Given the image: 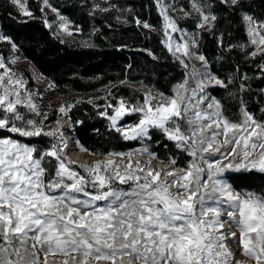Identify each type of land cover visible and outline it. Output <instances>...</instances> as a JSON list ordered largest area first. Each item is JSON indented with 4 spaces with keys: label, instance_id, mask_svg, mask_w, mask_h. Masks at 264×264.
Masks as SVG:
<instances>
[{
    "label": "snow or ice",
    "instance_id": "6c2138e0",
    "mask_svg": "<svg viewBox=\"0 0 264 264\" xmlns=\"http://www.w3.org/2000/svg\"><path fill=\"white\" fill-rule=\"evenodd\" d=\"M11 2L23 15L32 16L26 0ZM43 2L56 13L58 30L71 36L70 21L48 0ZM190 2L198 14L197 28L211 31L217 21L211 5L202 0ZM221 3L243 6L242 0ZM157 4L165 20V46L184 68L185 78L173 85L171 96L149 90L138 106L121 97L117 104L104 106L99 115L125 140L150 138V129L161 131L193 158L187 170L155 169L150 161L137 160L133 165L130 153L110 152L109 156L121 160L79 165L88 176L76 171L75 162L65 154L64 126L45 131L47 114L34 102L27 82L16 78L0 56V69H4L0 74V131L56 140L41 150L12 135L0 136V264H247L236 258L230 243L238 244L239 254L252 264H264V193L237 191L229 180L240 177L226 176L229 172L264 175V121H257L248 111L242 95L238 98L248 90L249 77H239L237 91H230L236 77L223 80L211 73L195 36H181L173 43L169 30H182L168 15L170 6L161 0ZM114 7L93 5L101 12ZM242 19L248 43L233 47H240L246 57L259 56L264 61V21L247 13ZM44 23L51 27L47 19ZM136 23L151 27L147 22ZM0 41L17 49L6 35H0ZM193 59L201 62L200 68L190 66ZM258 67L264 72V63ZM215 86L239 104L238 122L225 115L221 100L207 91ZM73 106L61 105L58 111L67 115ZM260 111L264 113V107ZM132 112L141 114L139 122L118 126ZM81 150L87 151L82 146ZM140 151L156 156L147 147ZM124 157L127 163L122 162Z\"/></svg>",
    "mask_w": 264,
    "mask_h": 264
},
{
    "label": "trees",
    "instance_id": "16d2710c",
    "mask_svg": "<svg viewBox=\"0 0 264 264\" xmlns=\"http://www.w3.org/2000/svg\"><path fill=\"white\" fill-rule=\"evenodd\" d=\"M41 1L27 0L32 12L28 17L10 0H0V28L17 45L18 54L32 62L53 85L52 92L61 96L63 105H74L67 116L80 147L99 156L112 151H134L139 143L123 139L99 112L121 97L132 103L142 100L140 88L134 86L136 82L170 95L173 85L183 79L184 68L165 46V22L157 0H51V5L78 29L71 36H60L44 23L52 10ZM165 2L161 0L162 4ZM94 4L115 7L101 12L93 9ZM209 4L217 16L211 31L198 29L195 20L183 14L180 6L188 8L187 0H168V15L179 26L197 32L198 51L214 74L223 80L229 75L236 77L234 92L239 77H249L245 82L248 90L238 96H243L249 111L257 112L263 101L264 72L258 67L262 62L259 56L246 57L240 47L233 46L248 40L242 19L245 13L264 21V0H242V7L228 6L221 0H209ZM137 20L151 27L144 28ZM210 90L221 103L230 102L225 89L215 86ZM60 115L55 103L48 109L45 122L55 121ZM149 137L158 157L172 158L170 154L176 151L173 142L157 136L154 130ZM25 139L48 147L43 144L45 136ZM162 151L165 153L160 154ZM237 175L240 178L230 182L238 189L264 186V175L258 172L231 173L227 177Z\"/></svg>",
    "mask_w": 264,
    "mask_h": 264
},
{
    "label": "rangeland",
    "instance_id": "374dc122",
    "mask_svg": "<svg viewBox=\"0 0 264 264\" xmlns=\"http://www.w3.org/2000/svg\"><path fill=\"white\" fill-rule=\"evenodd\" d=\"M11 1V0H10ZM165 1H167V3H168V0H165ZM202 2H204V3H206V4H209V0H202ZM41 3L44 5V2H43V0L41 1ZM48 3L51 5V3H52V1L51 0H48ZM167 3L165 2V4L167 5ZM164 4V5H165ZM187 4H188V8H185V7H183V5H181L180 6V10L181 9H183L182 11H183V14L185 13V12H189V13H191V17L195 20V24H196V26H197V23H198V14L197 13H195L194 11H193V9H192V7H191V2H190V0H187ZM210 5V4H209ZM26 6H27V8H28V10L30 11V9H29V5H28V2H27V0H26ZM52 7H54L53 5H51ZM58 10V9H57ZM21 12V11H20ZM31 12V11H30ZM58 12L60 13V11L58 10ZM61 14V13H60ZM61 15H63V14H61ZM64 16V15H63ZM64 17H66V16H64ZM164 18V17H163ZM47 20H48V22H49V24H51V28L58 34V35H60V36H67V34H65V33H63L62 31H59L58 30V26H59V21H58V19H57V16H56V13H54V12H52L50 15H48V18H46ZM164 22H165V20H164ZM177 26H178V28L179 29H181L182 30V32H175V33H172V32H170V30H169V35H171L172 36V38H173V43H176V42H179L180 41V38H181V36H184V39H189L190 37H192V36H195V38L197 39V32L195 31V30H193V29H187V28H185V27H181V26H179L178 24H177ZM246 26V25H245ZM69 29H70V31H72V33H74V32H78V30L71 24V23H69ZM0 35H6L5 34V32L0 28ZM7 36V35H6ZM248 38V37H247ZM249 39V38H248ZM166 40H167V37H166ZM248 43V40L246 41V42H244V44H247ZM243 44V45H244ZM247 50H250V51H252V47L251 46H249L248 47V49ZM249 51V52H250ZM172 54V53H171ZM173 55V54H172ZM0 56H3L4 57V59H5V63L7 64V66H8V68H10L11 70H12V72L13 73H16L17 74V77L16 78H20V77H22L23 78V80L24 81H26L27 83H26V88H27V90L28 91H30V92H32L33 93V98H34V102L40 107V110H41V112L42 113H46L47 114V112H48V109H51V108H53V105L56 103V105H58V109H59V107L61 106V105H63V103H62V99H61V96L59 95V94H57V93H53L52 92V87L51 88H49L48 87V85H49V81H47L46 79H45V77L42 75V73L37 69V67L32 63V62H30V61H28V60H26V59H24V58H22L19 54H18V52H17V50H13L12 49V47H11V44H9L8 42H5V41H0ZM174 57V56H173ZM12 59H15V63H11L10 61L12 60ZM259 60L263 63L264 61H262L261 60V58L259 57ZM190 66H191V64H195V66L197 67V68H200L201 67V62H199L198 60H195V59H193V60H191L190 62ZM208 67H209V64H208ZM3 71H4V69H0V74H2L3 73ZM209 71L211 72V73H213L211 70H210V68H209ZM214 74V73H213ZM214 75H216V74H214ZM184 77H183V79L185 78V73H184V75H183ZM216 76H218V75H216ZM219 77V76H218ZM220 78V77H219ZM182 79V80H183ZM181 80V81H182ZM180 81V82H181ZM190 84H193V86H194V82H192V81H190ZM247 86H248V84H246ZM134 86H136V87H138V88H140V90H141V92H142V97H143V99H144V93L145 92H147V91H149V90H151L152 92H153V94H156V93H158L159 91L158 90H156V89H153V88H150L149 86H147V85H143V84H141V83H139V82H136V83H134ZM211 88H213V87H209L208 89H207V91L212 95V96H214L213 95V93L211 92ZM262 89H264V86L261 88V90ZM229 90L230 91H233V85L231 86V87H229ZM234 92V91H233ZM173 93H171L170 95H166V96H171ZM227 95V94H226ZM262 95H263V101H262V103H261V105H260V107L258 108V110H257V112H251V111H249V112H251L253 115H254V117H255V119H257V121H264V113H262L261 111H260V109L262 108V107H264V92H262ZM216 97V96H215ZM217 98V97H216ZM227 98H228V100H230V102L227 104H223L224 106H225V115H227L231 120H233L234 122H238L239 120H240V115H239V104L236 102V101H234V100H232V99H230L229 97H228V95H227ZM238 98H239V96H238ZM143 99L142 100H140V101H137V102H134V103H132V102H129L131 105H136V106H138L140 103H142L143 102ZM218 99V98H217ZM119 100V99H118ZM118 102V101H117ZM45 104H48L47 106H48V108L47 109H44V105ZM117 104V103H116ZM115 105V104H114ZM21 111L22 112H26L27 110L26 109H24V108H21ZM108 112H109V114H112V109L111 108H109L108 109ZM62 117H66L67 119H66V121H68L69 122V124L71 125V123H70V121H69V118H68V116L67 115H65V114H63L62 113V115H60L59 116V118H62ZM37 120H40V119H42V117H35ZM58 118V119H59ZM106 118V117H105ZM141 118V114L140 113H136V112H132L131 114H128V115H125L119 122H118V126H120V127H123V126H128V125H135L136 123H138L139 122V119ZM57 119V120H58ZM57 120H55V121H57ZM46 121V120H45ZM44 121V124H45V131H47V130H49V129H53L52 128V125H51V123H53V122H55V121H49V122H45ZM109 121V120H108ZM69 125V127H71L72 128V126H70ZM109 125L111 126V122L109 121ZM152 130H154V131H156V135L157 136H161V137H165V138H167L166 137V135L164 134V133H162L161 131H159V130H156V129H150L149 130V136H150V134H151V131ZM8 135H12V137L14 138V139H19V140H21L23 143H28V144H30V145H35V146H37L38 148H40L41 150H44V149H47V148H49L50 146H51V144H53V143H56V140L54 139V138H52V137H46L45 136V138H46V140L44 139V142H43V144L45 145L46 144V146H48V147H40L39 145H36V143L34 142V143H32V142H28L25 138H22V137H18V136H16L15 134H10V133H8V132H6V131H0V136H8ZM44 137V136H43ZM148 137H145V138H137V139H135V141H137L139 144H138V146H137V148L133 151V149L132 150H128V151H125V152H119V151H112L111 153H130L131 154V160H132V162H133V165H135V162L137 161V160H139V161H141V163L143 164L144 162H149V161H146V160H144V159H135V158H133V154L135 153V152H137V153H141V149H143L144 147H147L148 148V150H149V152H151V153H155V151L153 150V148H155V146L154 145H152V144H150L149 142H148ZM171 142H173V144H174V146H175V150L176 151H174V153L173 154H170V156H172V158H169V159H164V158H160V157H158L157 155L155 156V157H153V156H151V157H153L156 161H158V162H160V163H169L170 164V166H166V167H160V166H154V164L152 163V162H150L151 163V166L153 167V168H155V169H165V168H169V167H171V168H173L175 171H179L180 169L181 170H187V168H188V165H189V162L193 159L189 154H188V152L187 151H185L184 150V148H177L176 147V143L174 142V141H171ZM78 145H79V143H78ZM80 146V145H79ZM88 151V150H87ZM89 152V151H88ZM92 155H94L95 157H96V159L97 160H102L100 157H102V156H104V155H101V156H99V155H96V154H94V153H92V152H90ZM165 152L164 151H162V152H160V154H164ZM65 154H66V152H65ZM156 154V153H155ZM144 155H148V154H144ZM150 156V155H149ZM110 159H113V160H121V158L120 157H116V156H112ZM158 159V160H157ZM172 159H175L176 160V164L175 165H172L171 164V160ZM96 160V161H97ZM108 160V159H107ZM127 160H128V158L127 157H124L123 158V163H127ZM104 161H106V160H104ZM177 162H185L186 163V165H184V166H180V165H177ZM226 162V161H225ZM79 165H81V164H79V163H74L73 165H72V167L76 170V171H78V172H80L81 174H83V175H85V176H88V173L86 172V171H84L82 168H80L79 167ZM176 167V168H175ZM179 168V169H178ZM228 174H231V172H229V173H227L226 174V176H228ZM163 178V177H162ZM229 182H230V180H229ZM231 183V182H230ZM234 186V185H233ZM235 187V186H234ZM236 188V187H235ZM236 190L237 191H254V192H257V193H264V186H258L257 187V189H253V188H241V189H238V188H236ZM225 227H226V225H225ZM233 230H236L235 228H233ZM229 247L234 251V252H236L237 253V256H236V258L237 259H241V260H245V261H247V264H252V261H249L248 259H247V257H244V256H242V255H240L239 254V252L237 251L238 250V244H235V243H230L229 244Z\"/></svg>",
    "mask_w": 264,
    "mask_h": 264
},
{
    "label": "bare ground",
    "instance_id": "6f19581e",
    "mask_svg": "<svg viewBox=\"0 0 264 264\" xmlns=\"http://www.w3.org/2000/svg\"><path fill=\"white\" fill-rule=\"evenodd\" d=\"M66 119H67L66 117L59 118L58 119L59 123H57V121H55V122L51 123V125H52L53 129H58L61 126H64L63 127V132H64L63 139L68 144V148L65 149V152L67 154V158L76 162V163H79L81 165H90V164L94 163L97 160L96 157L88 151H82L81 150V147L78 145L77 140L74 139L75 136H74L72 130H69L70 124L68 121H66ZM111 157L112 156L105 154L104 156H102L100 158L102 160H107V159H110ZM133 158L144 159L146 161H150L154 164V166H160V167L170 166V164L168 162L167 163H160L149 155H144V154L137 153V152H135L133 154ZM179 171H181V169ZM226 227H229V225H226Z\"/></svg>",
    "mask_w": 264,
    "mask_h": 264
},
{
    "label": "water",
    "instance_id": "95a60500",
    "mask_svg": "<svg viewBox=\"0 0 264 264\" xmlns=\"http://www.w3.org/2000/svg\"><path fill=\"white\" fill-rule=\"evenodd\" d=\"M66 156H67V154H66Z\"/></svg>",
    "mask_w": 264,
    "mask_h": 264
}]
</instances>
